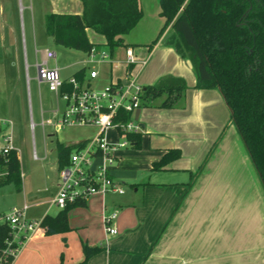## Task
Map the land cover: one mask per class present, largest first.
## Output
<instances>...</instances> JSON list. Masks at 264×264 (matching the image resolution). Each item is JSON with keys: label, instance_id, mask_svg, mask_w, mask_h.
Returning <instances> with one entry per match:
<instances>
[{"label": "crops", "instance_id": "crops-1", "mask_svg": "<svg viewBox=\"0 0 264 264\" xmlns=\"http://www.w3.org/2000/svg\"><path fill=\"white\" fill-rule=\"evenodd\" d=\"M44 1L49 3L51 11H82L80 0ZM138 2L142 16L124 35L120 51H114L108 60L97 61L106 63L104 73L94 65H88V69L83 65L84 77L88 78L89 69L96 68L98 74L89 79L91 83L102 75L107 83L123 79L127 67L124 51L131 46L139 61L130 66L143 86L162 76L175 75L183 77L188 87L173 107L158 105L165 94L141 106L138 116L134 117L142 132L144 153L139 157L141 150L136 152L130 145L120 146L110 166L112 178L123 188L127 184L130 188H124L121 193L91 194L83 204L71 206L67 211L69 228L65 231H46L59 209L51 201L59 186L57 155L56 175L46 179L50 186L36 185L25 178L14 137L21 190L11 192L10 207L27 203L26 216L36 224L11 264H74L83 258V243L101 247L89 256L86 264H264V185L232 120L230 107L218 86H196L192 60L168 43L173 34L172 23L148 47L147 43L156 36L165 17L159 14L158 0ZM144 8L158 15V22L151 23L154 33L145 29ZM0 21V39L5 40L1 46L8 50L18 45L22 49L28 86L27 47L34 51L35 66L43 50L52 49L49 38L37 28L35 16L30 15L27 22L24 17ZM135 27L140 30L132 34ZM89 30L96 31L86 28L89 39L94 41ZM138 33L141 35L134 37ZM98 48L108 50L105 45ZM141 60H145L143 65ZM85 61L91 63L88 57ZM35 79L37 84L42 83L36 75ZM55 100L57 107L60 100L56 93ZM40 111L43 113L44 109L40 107ZM85 139H89L87 135L67 143L57 138L55 153L56 141L71 144ZM120 140L118 136L109 141ZM171 147H179L181 155L162 168L151 169L152 162ZM126 154L134 162L128 170L130 173L121 176L119 165ZM46 190L49 193L45 194ZM112 210H117L112 220L116 232L108 233L102 216Z\"/></svg>", "mask_w": 264, "mask_h": 264}, {"label": "trees", "instance_id": "trees-1", "mask_svg": "<svg viewBox=\"0 0 264 264\" xmlns=\"http://www.w3.org/2000/svg\"><path fill=\"white\" fill-rule=\"evenodd\" d=\"M81 12L49 11L44 15V28L52 40L64 47L88 52L92 46L105 45L110 54L124 44L128 33L142 16L138 0H80ZM159 14L165 19L156 36L147 43L151 47L163 30L172 23L173 34L168 43L183 56L190 58L197 74V87L218 86L244 140L250 157L264 185V0H158ZM101 33L103 43L91 41L86 28ZM82 80L85 67L73 74ZM143 104L165 94L159 106L173 107L180 101L188 87L183 77L166 75L143 86ZM130 112L120 111L116 120L126 122ZM118 133L127 145L139 147L142 132ZM223 135V134H222ZM221 137V136H220ZM88 139L64 144L56 141L57 166L69 164L71 152ZM181 155L179 147H171L151 169L166 166ZM5 174L0 185L12 182L21 190V170L18 153L12 149L1 159ZM77 199L59 208L47 228V232L65 231L69 228L67 211L71 206L83 204ZM8 228L0 227V238ZM101 247L83 243V258L74 264H86L87 259Z\"/></svg>", "mask_w": 264, "mask_h": 264}, {"label": "built area", "instance_id": "built-area-1", "mask_svg": "<svg viewBox=\"0 0 264 264\" xmlns=\"http://www.w3.org/2000/svg\"><path fill=\"white\" fill-rule=\"evenodd\" d=\"M126 71L123 79L110 81L101 88H93L89 79L98 74L96 68L89 69L88 75L82 80L74 75L62 77L57 66L48 65V60L55 57V51L43 50V56L36 62V78L45 83L49 90L55 92L61 101L52 115L44 121L55 129L64 126L94 125L96 134L81 147L70 154L69 164L58 170L59 186L52 197V203L58 208L77 199H86L91 194H105L109 191L123 192V186L115 181L110 174V166L116 159V149L127 145L126 139L111 142L106 137L109 126H119L123 131L140 130L135 120V111L143 105L144 87L137 80V74L131 69L136 59L133 48L125 47ZM89 62L110 59L106 49L92 46L87 52ZM143 65L145 60L140 61ZM90 68V67H89ZM120 111L131 113L126 121H117ZM12 119L0 115V176L5 174L1 159L14 149ZM27 203L14 204L8 210L0 212V227L8 228L6 235L0 238V264H11L30 232L35 229L36 222L27 218ZM117 210L103 214V225L108 233H115L116 227L112 220Z\"/></svg>", "mask_w": 264, "mask_h": 264}, {"label": "rangeland", "instance_id": "rangeland-1", "mask_svg": "<svg viewBox=\"0 0 264 264\" xmlns=\"http://www.w3.org/2000/svg\"><path fill=\"white\" fill-rule=\"evenodd\" d=\"M0 5V19L5 18L14 20V18L18 19V17H24V19H26L25 22H27V18L32 15L35 16L37 28L41 29L43 34H46L44 31V15L51 11L48 2L44 0H22L21 2L17 0H0ZM149 8H144V19L147 23H145L144 26H146V30L153 32L151 23L154 22V20L158 22V15ZM157 22L155 21V23ZM10 25L12 26V24ZM138 30H140L139 27H135L131 32L134 34ZM140 35L141 34L138 33L135 34L134 37H139ZM47 36L49 38V47L56 52V56L50 58L48 64L51 66L57 65L62 77L63 75L71 76L70 74L75 69L83 65H86V69L89 68L88 65H94L97 68H101L102 73H104L103 69L106 68L105 62H92L88 64L85 61L88 55L84 50L64 47L55 43L48 34ZM89 36L96 42L104 41V36L101 33L89 30ZM4 42L5 40L0 39V115L7 116L13 121L12 132L15 137L16 145L19 147L21 168L25 173V178L31 179L36 185L39 184L40 186L49 187L50 184L46 182V179L56 175V165L54 161L56 156L54 148L55 139H63L67 143L73 142L75 139L86 135L90 139L96 134L97 127L94 125H73L54 130L52 125L42 122L52 115L50 109L56 105L55 92L49 90L45 83L37 84L35 79L36 67L34 66L35 54L32 48L28 46L26 50L29 64V82L27 86L25 83V75L27 72L21 47L17 45L15 48H12V46H10L9 49L6 50L5 47L1 46V43ZM118 51H120V47L115 48V52ZM36 56L38 58L39 55ZM91 81L92 87L97 89L107 83V79L104 78L103 75ZM60 105L61 101L58 106ZM40 107L44 109L43 113L40 111ZM106 135L109 140L117 139L118 136L119 139H124L122 135H118L114 126H109L106 129ZM141 142L139 147L129 146V148H133V151L137 152V150H141V152L139 151V157L144 153L145 149L144 142H142V146ZM133 162L131 156L127 154L122 156L119 165V168L122 170V174L120 173L121 176L130 173L128 170L133 166ZM124 188L128 190L130 185L127 184ZM11 192H17L12 183L0 185V212L1 210L10 208L13 200ZM44 192L45 194L49 193L48 190Z\"/></svg>", "mask_w": 264, "mask_h": 264}, {"label": "water", "instance_id": "water-1", "mask_svg": "<svg viewBox=\"0 0 264 264\" xmlns=\"http://www.w3.org/2000/svg\"><path fill=\"white\" fill-rule=\"evenodd\" d=\"M227 102V101H226ZM230 110H231V112H232V109L230 108ZM139 108L135 111V117H137L138 116V114H139ZM141 125V127H143V124H140Z\"/></svg>", "mask_w": 264, "mask_h": 264}]
</instances>
